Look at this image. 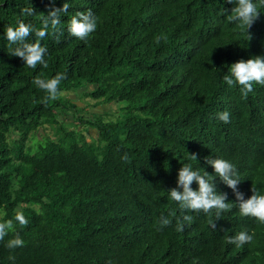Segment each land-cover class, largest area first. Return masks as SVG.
Returning <instances> with one entry per match:
<instances>
[{
  "label": "trees",
  "instance_id": "obj_1",
  "mask_svg": "<svg viewBox=\"0 0 264 264\" xmlns=\"http://www.w3.org/2000/svg\"><path fill=\"white\" fill-rule=\"evenodd\" d=\"M253 2L260 15L247 31L229 22L235 4L226 0H0V222L14 225L0 240V264H264V224L240 214L205 161L235 165L245 199L252 187L264 194V86L245 98L223 79L231 64L264 57V5ZM64 3L60 31L49 26L40 41L48 67L12 56L19 45L9 44L7 27L39 29ZM88 10L97 29L80 40L69 23ZM35 41L33 32L26 42ZM57 73L66 74L60 94L45 103L33 80ZM77 91L93 107L124 104L83 115L87 107L69 97ZM224 111L229 123L217 118ZM47 126L54 138L32 143ZM185 164L212 175L231 211L217 218L170 198ZM242 231L251 242H227ZM16 234L24 246L9 249Z\"/></svg>",
  "mask_w": 264,
  "mask_h": 264
},
{
  "label": "clouds",
  "instance_id": "obj_2",
  "mask_svg": "<svg viewBox=\"0 0 264 264\" xmlns=\"http://www.w3.org/2000/svg\"><path fill=\"white\" fill-rule=\"evenodd\" d=\"M226 2L235 4V7L231 9V14L228 16L229 22L237 23L240 27L246 28L247 31L259 18L260 11L253 0H226ZM260 3L264 5V0H260ZM68 7L69 5L64 3L62 8L50 9L47 16L43 18L42 27L39 29H34L32 25L25 24L23 21H18V26L16 27H7L5 36L9 44L19 45L12 51V56L21 58L24 64L30 68H36L37 65H42L44 68H47L48 64L44 58L47 49L41 45L40 41L49 34V26L53 33L60 31V13L66 12ZM34 11V8L22 10V12H26L29 15ZM96 29L97 20L91 10L87 12H78L72 17L68 27L69 34L80 40H87ZM33 32L36 41L26 42L27 38L32 35ZM249 39H251L250 35ZM65 78V73H57L52 78H41L37 76L33 80V84L46 93L43 102L47 103L58 98L60 94L59 85ZM223 79L229 86L238 84L240 86L241 95L246 98L248 93L253 91L254 84L264 86V57L256 56L246 61L239 60L231 64ZM217 118L224 123L230 122V114L227 111L217 113ZM191 156L193 159L197 160L195 154ZM122 159L127 161L128 158L125 156L122 157ZM205 161L214 169L215 177H218L235 193L240 214L242 216L255 218L259 223L264 224V194L259 193L252 187V195L248 199H245L243 193L237 191L240 179L235 165L222 158H205ZM210 176L212 175H209L207 172L202 175L200 171L193 170L190 164L183 165L178 171L177 187L168 190L170 198L178 202L182 209L188 211H203L208 213L215 210L216 216L219 218L222 212L231 211L232 204L226 202V193L217 191L213 183L214 179L210 180ZM193 182L198 184V190H193L191 187ZM178 189H182V191ZM15 219L22 227L28 224V220L22 213H17ZM183 219L191 222L192 216L185 215ZM160 223L162 226H168L171 224V220L161 217ZM211 226L216 228L215 223ZM182 228L183 225L178 224L177 230H182ZM11 230H14L12 220L0 222V240H3ZM252 238L251 235L242 231L234 237H229L227 242L241 247L245 243L251 242ZM23 246L24 241L20 238L19 234H16L15 238L9 240L6 245L9 249ZM9 259L14 260L15 257L9 256Z\"/></svg>",
  "mask_w": 264,
  "mask_h": 264
},
{
  "label": "rangeland",
  "instance_id": "obj_3",
  "mask_svg": "<svg viewBox=\"0 0 264 264\" xmlns=\"http://www.w3.org/2000/svg\"><path fill=\"white\" fill-rule=\"evenodd\" d=\"M69 95H70L69 97L74 101L75 104H77L78 106L87 107V110H85V111L84 110L83 111L79 110V113L83 114V115H87L88 114L87 112L90 111V110H92V111L93 110L94 111L98 110L99 112H102L104 109H107L108 106H117L118 107L119 105H123L124 104V102L113 101L111 103H108L109 105H107V104H99L98 106L93 107L92 105H94V103L96 101L91 99V98L82 97L81 96V91H77V93H73L72 92ZM64 119L67 120V121H71L72 117H71L70 113L66 114ZM53 130L54 129L52 127H50V126H47L45 128L39 129V132L34 135L35 137L32 139L31 142L32 143H35V142H38V141L40 142V141H42V139L45 136H49V137L54 138ZM89 134L90 135H88V137L93 135V131L91 130Z\"/></svg>",
  "mask_w": 264,
  "mask_h": 264
}]
</instances>
